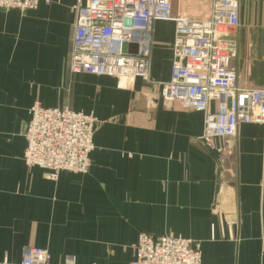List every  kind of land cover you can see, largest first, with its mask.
Here are the masks:
<instances>
[{"label":"crops","instance_id":"crops-1","mask_svg":"<svg viewBox=\"0 0 264 264\" xmlns=\"http://www.w3.org/2000/svg\"><path fill=\"white\" fill-rule=\"evenodd\" d=\"M171 1L175 17L211 16L209 0ZM76 4L0 9V264H20L27 247L46 250L50 264H131L140 234L189 239L202 264H264V125L240 124L221 154L201 140L203 113L162 101L173 21L152 26L151 81L122 87L115 77L72 74ZM234 39L239 87L264 88V0H240ZM36 102L97 118L88 173L52 181L26 166Z\"/></svg>","mask_w":264,"mask_h":264},{"label":"built area","instance_id":"built-area-1","mask_svg":"<svg viewBox=\"0 0 264 264\" xmlns=\"http://www.w3.org/2000/svg\"><path fill=\"white\" fill-rule=\"evenodd\" d=\"M210 2V18L194 20L175 17L171 0H77L69 70L115 77L122 87L137 78L151 81L152 26L173 21L172 73L161 84V99L203 113L201 140L208 149L226 154L240 124L264 125V88H240L231 66L238 54L234 38L240 29V0ZM39 4L40 0H0V9L26 12ZM30 114L24 132L26 166L45 170L52 181L63 171L88 173L97 118L66 106L46 109L38 102ZM216 140L226 143L218 148ZM20 264H50V257L42 248L27 247ZM65 264L77 262L70 257ZM131 264H202V257L189 239L140 234Z\"/></svg>","mask_w":264,"mask_h":264},{"label":"water","instance_id":"water-1","mask_svg":"<svg viewBox=\"0 0 264 264\" xmlns=\"http://www.w3.org/2000/svg\"><path fill=\"white\" fill-rule=\"evenodd\" d=\"M25 129H26V125H25V128H24V132H25Z\"/></svg>","mask_w":264,"mask_h":264},{"label":"rangeland","instance_id":"rangeland-1","mask_svg":"<svg viewBox=\"0 0 264 264\" xmlns=\"http://www.w3.org/2000/svg\"><path fill=\"white\" fill-rule=\"evenodd\" d=\"M210 1V0H209ZM237 56H238V54H237Z\"/></svg>","mask_w":264,"mask_h":264}]
</instances>
